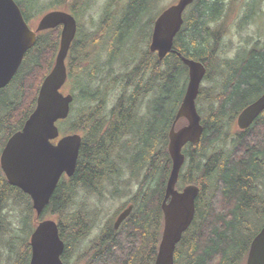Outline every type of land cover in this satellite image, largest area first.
Instances as JSON below:
<instances>
[{
    "label": "trees",
    "instance_id": "obj_1",
    "mask_svg": "<svg viewBox=\"0 0 264 264\" xmlns=\"http://www.w3.org/2000/svg\"><path fill=\"white\" fill-rule=\"evenodd\" d=\"M15 1L28 21V12L35 9L39 0ZM151 1L156 3L159 0H129L119 17L106 13L100 27L93 33L95 35L88 37L92 45L106 41L110 58L108 77L115 72L114 58L126 49L134 35L141 36L142 42L150 38L144 35L147 22L143 20ZM226 1L195 0L174 40V50L205 65V80H210L216 72L220 73L222 82L220 90L201 89L197 106L204 134L198 145L188 144L183 150L186 163L180 183L197 186L199 196L193 223L176 249L175 264H244L253 238L264 226L256 227L261 219L264 220V112L249 129L239 131L233 128L239 114L264 94V44L258 42L245 57L223 60L220 65L214 48L218 31L214 32L211 25L223 19ZM93 2L54 0L53 7L72 14L79 21L80 16L92 8ZM252 15L247 12L245 24ZM81 28L79 26V35ZM59 45V29L40 33L13 82L0 90V156L8 139L33 113L41 84L53 66ZM85 45L88 46L84 43L82 47ZM73 50L74 47L68 63L69 83L79 87L75 101L83 106L79 110L73 106L70 117L62 124L67 133L83 135L81 151L84 159H81L82 164L77 168L79 172L76 170L72 179L61 181L46 209L59 221L61 237L66 243V256L72 243L86 229L85 214H91L85 211L84 206L82 211L71 212L77 199V189L79 186L93 189L106 170L103 130L109 95L107 89L104 91L97 84L106 68L101 70L98 64L90 61L85 67L76 66ZM132 53L133 57L137 55V51ZM129 65H133L132 72H129ZM89 66H92L91 70ZM126 69L127 73L120 79L124 83L121 96L112 110L119 123L112 127L115 129L109 137L126 130L138 136L131 158L134 168L144 171L141 190L145 186V191L143 195L141 191L142 196L135 200L136 209L115 233L116 238L106 236L109 245L105 259L97 264H146L143 260L149 258L148 255V264L154 263L163 228L160 208L172 166L167 151L168 133L188 82V70L175 54L159 61L155 55L146 52L137 64L132 60ZM78 74L85 80L89 76V80L78 84ZM182 77L185 78L179 88ZM151 94L154 96L144 115L147 119L141 123L138 118L140 104ZM231 128L233 131L229 130ZM18 206H24L29 214L22 221L24 234L26 219L32 215L31 200L12 187L0 169V241L4 233L12 232V225L4 212ZM153 227L157 239L154 242L148 239V242L146 236ZM10 249L16 253L12 264H29V237L22 239L18 251L15 244Z\"/></svg>",
    "mask_w": 264,
    "mask_h": 264
},
{
    "label": "water",
    "instance_id": "obj_2",
    "mask_svg": "<svg viewBox=\"0 0 264 264\" xmlns=\"http://www.w3.org/2000/svg\"><path fill=\"white\" fill-rule=\"evenodd\" d=\"M195 0H179L166 9L156 20L150 51L157 53L159 61L175 54L188 69V85L169 133L168 152L172 169L166 186L161 209L164 216L162 238L155 264H175V251L184 233L195 217L199 188L187 186L182 192L176 189L185 163L183 149L187 144L198 145L204 129L197 110L201 84L207 74L203 63L187 59L174 50V40L184 24V13ZM62 26L60 48L55 65L43 81L34 112L21 131L8 140L0 160L8 183L28 195L32 208L39 218L66 175H74L82 145L80 135L60 137L57 123L68 119L72 95L64 96L60 90L67 81L66 58L77 33L75 18L63 11L46 14L32 31L14 0H0V90L9 86L18 73L26 53L36 45L37 33ZM264 112V94L246 107L238 116L240 130L248 129ZM181 119L187 125L176 130ZM133 206L117 219L115 229L130 216ZM31 260L29 264H64L61 256L65 243L59 226L53 220L42 221L31 236ZM246 264H264V227L252 240Z\"/></svg>",
    "mask_w": 264,
    "mask_h": 264
},
{
    "label": "rangeland",
    "instance_id": "obj_3",
    "mask_svg": "<svg viewBox=\"0 0 264 264\" xmlns=\"http://www.w3.org/2000/svg\"><path fill=\"white\" fill-rule=\"evenodd\" d=\"M53 1L54 0H39L37 2L38 5L35 7V9L28 12V25L31 29L36 30L43 16L46 13L54 10L55 7H53ZM128 1L129 0H94L92 8L86 14L80 16L79 18V24L82 27L80 39L84 40L88 34L96 32L100 27L103 16L106 13H110L114 16L119 17V15L125 9ZM173 3H176V0H159L156 3L152 2V5L149 7V12L143 20L144 23L147 22L146 30L144 31L145 36L149 37L151 32V23L157 18L162 9H167ZM225 5L226 6L223 19L219 23L211 25V29L214 32L215 30L218 31V36L216 40H214V48L215 54H218L220 65L222 64L223 60H236L245 57V55L248 54L258 42H260L261 45L264 44V0H227ZM249 11L250 13H253V15L251 16L249 22L245 24V15ZM149 44L150 41L148 43H146V41L142 43V38L140 39L139 36H135V38L132 40V46H127V52L128 50L132 51V49L134 51L138 50L139 53L136 55V58L139 62L142 59L143 55L148 52ZM103 57H105V53H103ZM132 69L133 66L129 68V72H132ZM219 69L220 68H218V70ZM115 70L116 72L105 81V85L107 86L108 84L106 89H108L109 91L107 104L108 116L110 115V112L116 104L117 100L121 96L120 88L122 87V85L119 83L118 78L122 76L124 70ZM184 78H181L179 82V88L182 87ZM84 82L86 83V81H81L80 84ZM221 83L220 73L217 74L215 72L210 80L207 79L202 83L201 88L208 91H211L212 89H215L217 91L220 90ZM110 87H113V89L110 90ZM62 92L65 94H73L74 96H76V94L78 93L77 89L74 91L73 85H66V88H64L61 93ZM153 96L154 94L149 95L140 104L138 118L140 119L141 123L144 119H147V117H144V115L148 111V107L150 106V102ZM81 106H83V104H77L76 109L79 110ZM204 106L207 107V104H205ZM184 124L185 121L182 120L178 124V128H180ZM233 128L234 130H236V122ZM59 129L61 135L68 134L65 126L62 123H59ZM229 130L233 131L232 128ZM74 133L75 132H71L69 134ZM127 174L128 171H126V178ZM143 180L144 171H141V179H138L136 183H133L131 181L130 185L128 180L126 192L124 196L120 197L111 195L110 192L106 194L104 189H100V191H98V193H96L95 195L85 193L84 190L78 191L77 199L74 202L71 211L76 212L82 206L91 209V211L94 210V212L92 211L89 213L93 214L91 220L92 224L93 222L95 223V228L92 229V231L88 235L87 240L82 243L81 251L77 252L76 250H69L67 259L69 260L68 262L70 264H72L73 262L78 264L79 257L83 252L82 248L86 247L88 245L87 243H89L91 240H94L101 231L112 226L121 210L136 202L135 193L139 190L140 185L143 186ZM144 191L145 186L142 190V195ZM96 210L98 211L96 212ZM4 213L7 216V221L12 225V232L4 233V235L1 237L2 241H0V264H12L16 253L11 252L10 246L12 244H15L16 251H18L23 238L29 237L30 241V234H32L31 232L35 230L39 221L50 219H53L55 221L57 220L56 216H54L50 211H45L37 220L35 219L36 215L32 210L31 217H28L26 219L27 229L23 234L22 221L25 216L29 215L28 212H26L24 206L10 207ZM263 224L264 220L261 219L256 227H261ZM73 244L74 242L72 243V245ZM67 259L64 260L67 262Z\"/></svg>",
    "mask_w": 264,
    "mask_h": 264
},
{
    "label": "flooded vegetation",
    "instance_id": "obj_4",
    "mask_svg": "<svg viewBox=\"0 0 264 264\" xmlns=\"http://www.w3.org/2000/svg\"><path fill=\"white\" fill-rule=\"evenodd\" d=\"M92 35H95V34H93V33L88 34L84 40H81L80 35L78 33L76 36V39L73 42V45H72L70 51L72 52V49L74 47L73 62L78 67H80V66L85 67L87 64H89V61H90V62H94L95 64H98V66L100 67L101 70H104L106 68V70L104 72H102V75H101V77H99V80L97 82V84L100 85L102 87V89L105 91L107 86H108V84H107V86L105 85V81L110 78V77H108V73H107L109 71L108 68H110V65L108 66V63L110 60L109 49H108V45H107L106 41L102 42L101 44H100V42H98L96 45L89 44L87 39H89L88 37H90ZM84 41H86V42H84ZM84 43H87L88 46L86 47V45H85L84 47H82L84 45ZM94 46H96V47H94ZM71 52H70V54H71ZM103 53H105V57H103ZM69 58H70V56H69ZM132 60H134L133 55L129 52H125V50H124L116 58H114L113 67L115 69L125 70L126 65L128 63H131ZM68 63H69V59L67 61V64ZM135 64H137L136 61H135ZM130 66H133V65H130ZM89 69L91 70L92 66H89ZM76 79H77V82L79 84V82L81 83V81L89 80V76H87L86 80H85V79H81L80 74H78ZM118 79L120 80V78H118ZM76 89H77V92L79 93L80 89L78 86L74 87V91ZM78 93L76 95H78ZM112 110H113V108H112ZM112 110H111L109 116L107 115V110H105V112H104V114L106 116L105 128L103 130V135L105 138L104 139V141H105V144H104V147H105V149H104V156H105L104 157L105 158L104 163L106 166V170L103 173L102 178L96 182L97 185L93 186V189L89 190L85 186H79V188H78L79 190H84L85 193H88L91 195H95L96 193H98V191H100V189H104L106 194L108 192H110L111 195H116L117 197L124 196V194L126 192L127 185H128V180H129V185H130L131 181L133 183H136L138 179H141V171L134 168L133 161L131 158L132 156H134V152H135V148H136V142L138 141V136H135L131 131L126 130V131H122V132L117 131V134L115 135V137L110 138L109 137L110 133L115 129V128L112 129V127L116 126V124L119 123L115 118L116 116H113ZM131 113H133V111H131ZM131 113H129L130 116H131ZM126 115H127V113H126ZM82 152L83 151L80 150L79 160H78V164L76 166L77 172H79L77 168H80V166L82 164V160L84 159V158L82 159ZM76 170H75L74 174H76ZM126 171H128V174H127L128 180L126 178ZM73 177H74V175H73ZM141 187L142 186L140 185L139 190L135 193V200L139 199V197L141 196V191H142ZM92 190H94V191H92ZM196 202H197V200H196ZM131 205L135 206V203L131 204ZM131 205H129L128 207H130ZM127 208L120 211V213L116 217L114 224L112 226L101 231L99 233V235H97V237L94 240H91L89 243H87L88 245L86 247L82 248L83 252L81 253V255L79 257L78 264H97V262L105 259L104 257H105V253H106V247L109 245L108 244L109 241H108L107 237H111L112 239L116 238L115 233L121 229V227L123 226V224L127 220L125 222H123L119 226L118 229H115V223H116L118 217ZM85 211H87V212L93 211L94 212V210L91 211V209H86ZM97 211L98 210H96V212ZM132 214L130 216H132ZM85 215H86V218H84V222L86 223V229L84 230V232L80 236H78L77 241H74V244L71 245L70 250H74V251L76 250L77 252L81 251L82 243L87 240L88 235L90 234L92 229L95 228L94 227L95 223L93 222V224H92V220L90 217L93 214H90V215L85 214ZM146 238H149L152 242L156 241L157 238H156V235L154 233V227L151 228V230L148 232V235L146 236ZM146 240L148 241V239H146ZM148 242H147V245H148ZM158 248H159V245H158L157 250H156V255H155V259H154L153 264H155V260H156L157 255H158ZM66 250H65V252H66ZM148 256L150 258V255H148ZM149 258H146L143 261H146V264H148ZM68 261L66 264H70ZM72 264H76V263L73 262Z\"/></svg>",
    "mask_w": 264,
    "mask_h": 264
},
{
    "label": "bare ground",
    "instance_id": "obj_5",
    "mask_svg": "<svg viewBox=\"0 0 264 264\" xmlns=\"http://www.w3.org/2000/svg\"><path fill=\"white\" fill-rule=\"evenodd\" d=\"M184 25V24H183ZM145 39V38H144ZM84 42H86V41H84ZM179 53V52H178ZM194 61V60H193ZM195 62H197V61H195ZM201 63V62H200ZM188 80H189V77H188ZM188 145V144H187ZM193 145V144H192ZM165 195H166V189H165ZM164 199H165V196H164ZM195 213H196V207H195Z\"/></svg>",
    "mask_w": 264,
    "mask_h": 264
}]
</instances>
